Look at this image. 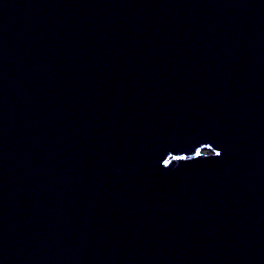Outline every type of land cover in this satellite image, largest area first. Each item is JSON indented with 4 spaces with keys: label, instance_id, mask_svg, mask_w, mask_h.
<instances>
[{
    "label": "water",
    "instance_id": "water-1",
    "mask_svg": "<svg viewBox=\"0 0 264 264\" xmlns=\"http://www.w3.org/2000/svg\"><path fill=\"white\" fill-rule=\"evenodd\" d=\"M0 264H264V0H0Z\"/></svg>",
    "mask_w": 264,
    "mask_h": 264
}]
</instances>
